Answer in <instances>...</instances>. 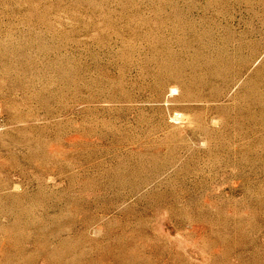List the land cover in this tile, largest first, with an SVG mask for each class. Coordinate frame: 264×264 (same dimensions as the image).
<instances>
[{
	"label": "rangeland",
	"instance_id": "1",
	"mask_svg": "<svg viewBox=\"0 0 264 264\" xmlns=\"http://www.w3.org/2000/svg\"><path fill=\"white\" fill-rule=\"evenodd\" d=\"M0 264H264V0H0Z\"/></svg>",
	"mask_w": 264,
	"mask_h": 264
}]
</instances>
